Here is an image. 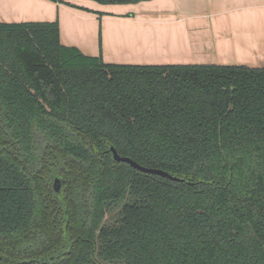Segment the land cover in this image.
<instances>
[{
  "label": "trees",
  "instance_id": "16d2710c",
  "mask_svg": "<svg viewBox=\"0 0 264 264\" xmlns=\"http://www.w3.org/2000/svg\"><path fill=\"white\" fill-rule=\"evenodd\" d=\"M0 264H264V68L110 64L0 23Z\"/></svg>",
  "mask_w": 264,
  "mask_h": 264
},
{
  "label": "crops",
  "instance_id": "0c3cea01",
  "mask_svg": "<svg viewBox=\"0 0 264 264\" xmlns=\"http://www.w3.org/2000/svg\"><path fill=\"white\" fill-rule=\"evenodd\" d=\"M55 21L62 44L110 64L264 68V0H0V23Z\"/></svg>",
  "mask_w": 264,
  "mask_h": 264
},
{
  "label": "water",
  "instance_id": "95a60500",
  "mask_svg": "<svg viewBox=\"0 0 264 264\" xmlns=\"http://www.w3.org/2000/svg\"><path fill=\"white\" fill-rule=\"evenodd\" d=\"M110 150L112 151L113 153V156H114V159L116 161H124V162H127L129 164H131V166L141 170V171H144V172H147V173H154V174H158V175H161V176H164V177H168L170 179H173V180H183L182 178L178 177V176H174L173 174H171L170 172L166 171V170H163V169H160V168H154V167H147V166H144L142 164H140L138 161H136L135 159L131 158L130 156H123L121 155L118 150L112 146L110 148ZM60 182L59 179L56 180V184H58ZM59 185V184H58Z\"/></svg>",
  "mask_w": 264,
  "mask_h": 264
},
{
  "label": "rangeland",
  "instance_id": "374dc122",
  "mask_svg": "<svg viewBox=\"0 0 264 264\" xmlns=\"http://www.w3.org/2000/svg\"><path fill=\"white\" fill-rule=\"evenodd\" d=\"M54 1V0H53ZM142 1H148V0H139V1H135V2H142ZM134 2V3H135ZM112 3H115V4H120V2H106L105 4H112ZM68 6H70V7H75V6H73V5H71V4H68ZM117 15H120V17H128V16H130V14H126V13H123V14H115V15H113V16H117ZM122 15V16H121ZM124 15V16H123Z\"/></svg>",
  "mask_w": 264,
  "mask_h": 264
}]
</instances>
